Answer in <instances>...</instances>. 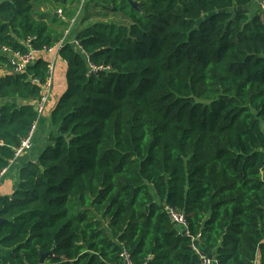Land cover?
<instances>
[{
  "label": "trees",
  "instance_id": "obj_1",
  "mask_svg": "<svg viewBox=\"0 0 264 264\" xmlns=\"http://www.w3.org/2000/svg\"><path fill=\"white\" fill-rule=\"evenodd\" d=\"M110 1L128 23L80 21L59 50L58 131L0 197V264H124L123 250L133 264H202L195 237L217 264H264V13L252 0ZM54 5L69 19L78 0H0V48L57 43L69 21ZM0 64L1 171L37 120L48 62Z\"/></svg>",
  "mask_w": 264,
  "mask_h": 264
},
{
  "label": "crops",
  "instance_id": "obj_2",
  "mask_svg": "<svg viewBox=\"0 0 264 264\" xmlns=\"http://www.w3.org/2000/svg\"><path fill=\"white\" fill-rule=\"evenodd\" d=\"M262 4L263 0H252L250 5L246 8L247 12L249 14H255L258 12L264 13V6ZM88 9L89 0H82V3L81 0H78L77 10L72 18L67 19L64 15H61L62 19L69 21V28L67 29L68 31L65 30L66 37L70 35V32L73 30L74 26L80 24V21L84 18V16L88 12ZM89 22L91 21H87L86 23ZM65 31L63 32V34L65 33ZM65 70L66 61L61 59L60 56H58L55 60L54 80L49 100L47 102L44 112L37 121V127L32 138V145L19 157L9 162L8 166L6 167V171L0 177V197H9L13 193L19 183V172L21 168L26 166L30 162L36 161L37 157L40 155L42 150L45 148V146H47L49 142V137L57 134L58 127L52 125L50 120V114L57 100L59 99L61 94L66 90ZM6 71V65L0 64V75L5 73ZM194 244L201 254L207 255L215 259V252L213 250L209 252L204 250L202 244L199 242L198 239L194 241Z\"/></svg>",
  "mask_w": 264,
  "mask_h": 264
},
{
  "label": "built area",
  "instance_id": "obj_3",
  "mask_svg": "<svg viewBox=\"0 0 264 264\" xmlns=\"http://www.w3.org/2000/svg\"><path fill=\"white\" fill-rule=\"evenodd\" d=\"M262 5L264 6V1ZM66 31L63 34L62 38L52 46H48V47L44 46L42 48H36L30 44L31 39L28 38L26 41H24V44L26 46L25 51L14 50L10 47L0 48L1 55L7 58L8 64L11 66L12 71L15 72L25 71L27 67L33 64L34 61L39 57H44L48 62V75L46 79L40 84L41 85L40 96L36 101H34L33 104L35 107V111L37 112V120L31 124L26 136L22 138L19 145L14 148V155L10 161H13L15 158L19 157L24 151L28 150L32 145V138L37 127V121L45 110L52 89L53 80H54L55 60L59 56V50L62 44L65 41H67ZM70 42L73 43L78 50L84 53V49L82 48L80 42L77 39L73 38L71 39ZM88 64H89L90 72H94L97 69L105 68L102 65L95 66L90 61ZM35 81L39 82L37 79H35ZM6 169L7 168L5 167L0 171V177L3 175ZM167 212L169 213L172 221L178 227V230L181 233H187V222H186L185 214L182 211H177L172 208H167ZM196 239L198 238L195 237L192 239V246L196 251V253L199 254L201 263L217 264L216 259L209 257L207 255H203L198 251L197 247L194 244V241ZM120 256L122 257L124 264H133L131 262L129 254L125 250L121 252Z\"/></svg>",
  "mask_w": 264,
  "mask_h": 264
},
{
  "label": "rangeland",
  "instance_id": "obj_4",
  "mask_svg": "<svg viewBox=\"0 0 264 264\" xmlns=\"http://www.w3.org/2000/svg\"><path fill=\"white\" fill-rule=\"evenodd\" d=\"M95 1H97V2H95ZM95 1L89 0L88 12L84 16V18L81 20V22H84V24L87 21H91V22H93V21H104V22L115 21V22H119V23H121V22L128 23L129 17L127 16L126 13L124 14L123 12H120L119 10L113 11V10H111L112 8L105 6V5H112L111 1L110 2H109V0H95ZM52 8L58 9L59 7L54 5V7H52ZM125 9H127V8H125ZM48 11L52 12V9L49 8ZM63 14L64 13H61V10L59 8L57 11V17H61V15H63ZM54 24H57V23H54ZM54 27L59 28L58 25H55Z\"/></svg>",
  "mask_w": 264,
  "mask_h": 264
},
{
  "label": "water",
  "instance_id": "obj_5",
  "mask_svg": "<svg viewBox=\"0 0 264 264\" xmlns=\"http://www.w3.org/2000/svg\"><path fill=\"white\" fill-rule=\"evenodd\" d=\"M128 1V3H130V5H131V7H136V2H133L132 0H127ZM43 259H44V254L41 256V258H40V261H43Z\"/></svg>",
  "mask_w": 264,
  "mask_h": 264
}]
</instances>
